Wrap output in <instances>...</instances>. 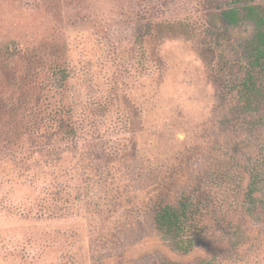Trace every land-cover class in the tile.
Instances as JSON below:
<instances>
[{
  "label": "trees",
  "instance_id": "trees-1",
  "mask_svg": "<svg viewBox=\"0 0 264 264\" xmlns=\"http://www.w3.org/2000/svg\"><path fill=\"white\" fill-rule=\"evenodd\" d=\"M218 10L231 34H246L238 37L243 42L237 56L215 52L220 65L229 67L222 75L237 108L261 130L233 151L213 148L207 160L188 157L176 144L156 157L149 156L159 146L130 138L118 96H109L104 85H97L90 95L78 90L76 68L70 67L65 46L52 49L17 42L0 46V161L8 160L16 170L10 176L28 182L29 194L37 198L36 211L23 202L14 205V212L56 219L61 209L77 207L85 213L90 233L99 236L90 242L95 252L107 249L105 242L112 246L133 227L132 201L138 199L133 196L131 201L128 194L137 191L141 193V202L135 206L138 215L146 213L156 238L171 253L194 254L214 222L213 215L220 213L230 229L237 224V245L231 256L201 264L242 260L246 238L259 232L245 229L244 224L264 226V0H226ZM195 20H152L138 31L135 53L143 74L151 70L153 44L159 40L184 38L213 50L207 20ZM231 65L236 69L228 75ZM88 74L85 69L83 87ZM80 137L89 141L87 151L64 149L63 144ZM1 171L0 191L4 188ZM63 234L55 233L61 239ZM34 242L20 243L30 250ZM69 244L58 264L76 263ZM163 264L182 263L167 259Z\"/></svg>",
  "mask_w": 264,
  "mask_h": 264
},
{
  "label": "rangeland",
  "instance_id": "rangeland-1",
  "mask_svg": "<svg viewBox=\"0 0 264 264\" xmlns=\"http://www.w3.org/2000/svg\"><path fill=\"white\" fill-rule=\"evenodd\" d=\"M225 2L0 0V46L12 42L52 49L65 46L69 65L76 68L78 90L90 95L97 91V85H104L109 96H118L116 102L125 109L121 119L130 138L159 146L149 156L156 157L176 144L188 157L207 160L213 148L233 151L242 142L258 136L261 130L237 108L228 81L222 75L229 67L220 65L215 52L224 50L237 56L243 42L238 37L246 35L243 31L231 34L222 23L218 9ZM186 17L195 18L196 22L207 20L211 29L208 42H213V50L209 51L207 46L201 49V45L184 38L159 40L153 44L151 70L143 74L135 53L138 31L152 20ZM116 48L118 51L122 48L121 57L113 53ZM230 67L228 75L236 69ZM85 69L90 74L83 87L80 81ZM88 145L84 137L63 144L70 152L87 151ZM0 170L4 182L0 191V264H58L70 241L71 252L77 258L75 264H163L167 259L201 264L208 259L231 256L239 239L237 224L230 229L223 222L224 216L216 213L203 235L202 246L194 254L186 257L173 254L156 238L146 213L138 215L135 206L141 202V193L135 191L128 194L131 201L133 196L138 199L132 201L136 211L133 227L112 246L105 242L107 249L93 252L90 242L97 241L99 236L90 233L85 213L77 207L61 209L56 219L15 213L14 205L24 202L26 208L33 207L37 198L29 194L28 182L10 176L16 170L8 160L0 161ZM36 209L34 206L33 211ZM244 228L259 232L246 238L248 244L242 249V260L236 264H264V226L255 228L245 223ZM56 231L66 235L61 239L55 235ZM28 239L35 241V246L24 250L21 243H31Z\"/></svg>",
  "mask_w": 264,
  "mask_h": 264
}]
</instances>
